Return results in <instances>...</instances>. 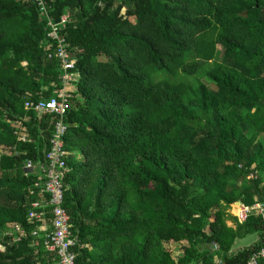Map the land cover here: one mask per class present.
Here are the masks:
<instances>
[{"label": "trees", "instance_id": "1", "mask_svg": "<svg viewBox=\"0 0 264 264\" xmlns=\"http://www.w3.org/2000/svg\"><path fill=\"white\" fill-rule=\"evenodd\" d=\"M43 2L46 12L0 0V146L19 151L0 155V264H55L32 244L38 223L27 212L38 196L22 173L25 157L42 158L40 125L33 114L32 140L21 143L11 120L33 113L25 99L61 85L47 21L64 12L59 33L78 78L62 205L83 243L77 264H245L264 219L238 221L230 207L264 203V0ZM8 222L25 236L2 239Z\"/></svg>", "mask_w": 264, "mask_h": 264}, {"label": "built area", "instance_id": "2", "mask_svg": "<svg viewBox=\"0 0 264 264\" xmlns=\"http://www.w3.org/2000/svg\"><path fill=\"white\" fill-rule=\"evenodd\" d=\"M35 1L46 12L43 0ZM70 20L69 12H64L57 22H53L51 19L47 21L50 29L47 32L49 45L46 55L47 58L55 57L59 60L62 70L61 85L55 87L54 93L49 97H41L37 100L25 99L24 108L33 113L15 116L11 120L16 141L21 143L32 140L27 123L32 121L34 116L35 123L40 125L38 128L42 138V158L36 161L25 157L22 161V173L34 175L29 186V193L38 196L30 202L27 212L28 217L38 223L31 231V235L34 236L32 244L34 246L42 245L48 260L55 264H77L78 250L83 247L78 232L73 230L69 214L62 205L63 178L68 170L65 161L68 151L65 149L63 141L68 127L65 119L67 110L72 106L71 97L76 91L74 82L78 78L77 73L71 71L74 67V58L71 57L64 37L59 33ZM17 153H19L18 149L14 147L0 146V155ZM251 176L252 174L249 175V177ZM46 206L50 207V221L45 219ZM231 207L230 211L238 221H245L254 211L264 219V203L262 202L256 201L249 205L238 200L233 202ZM6 226L7 228L1 234L2 239L5 236H10L12 241L19 240L26 234L24 227L19 222H8ZM262 242L263 244L248 258L245 264H264V234ZM2 248L3 246H1ZM35 264H43V262L40 258H36ZM207 264H224V262L219 257Z\"/></svg>", "mask_w": 264, "mask_h": 264}, {"label": "rangeland", "instance_id": "3", "mask_svg": "<svg viewBox=\"0 0 264 264\" xmlns=\"http://www.w3.org/2000/svg\"><path fill=\"white\" fill-rule=\"evenodd\" d=\"M25 63V62H24ZM153 75L155 76V75H160V76H163V75H166V71H156V72H154L153 73ZM262 137V139L264 140V134L263 135H261ZM80 152L79 151H76L75 152V157L78 159V158H80ZM231 209H233L232 207H231ZM255 235H253V234H250V235H247V236H245L244 238H241L239 241H238V244H237V247H241V246H244V245H248L249 243H252V241L255 239ZM179 253V251H178V249L177 248H175L174 250H173V254L174 255H177Z\"/></svg>", "mask_w": 264, "mask_h": 264}, {"label": "water", "instance_id": "4", "mask_svg": "<svg viewBox=\"0 0 264 264\" xmlns=\"http://www.w3.org/2000/svg\"><path fill=\"white\" fill-rule=\"evenodd\" d=\"M206 246H208V245H206ZM210 247H211V249L213 250V249L216 248V244H215V243H212V244L210 245Z\"/></svg>", "mask_w": 264, "mask_h": 264}]
</instances>
